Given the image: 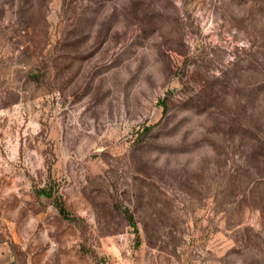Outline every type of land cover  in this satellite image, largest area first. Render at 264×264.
<instances>
[{"label": "rangeland", "instance_id": "1", "mask_svg": "<svg viewBox=\"0 0 264 264\" xmlns=\"http://www.w3.org/2000/svg\"><path fill=\"white\" fill-rule=\"evenodd\" d=\"M0 264H264V0H0Z\"/></svg>", "mask_w": 264, "mask_h": 264}]
</instances>
